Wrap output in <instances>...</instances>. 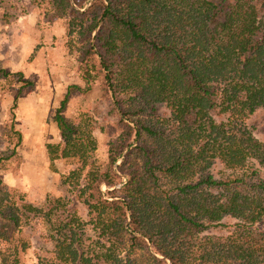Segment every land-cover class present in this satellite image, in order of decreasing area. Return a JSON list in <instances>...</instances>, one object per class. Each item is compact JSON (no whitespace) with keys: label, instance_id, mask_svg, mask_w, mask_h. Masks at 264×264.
<instances>
[{"label":"trees","instance_id":"16d2710c","mask_svg":"<svg viewBox=\"0 0 264 264\" xmlns=\"http://www.w3.org/2000/svg\"><path fill=\"white\" fill-rule=\"evenodd\" d=\"M29 4L78 34L85 87H67L47 145L71 167L70 200L32 201L0 176V237L14 251L1 264H25L46 225L53 249L35 264H264V0ZM95 80L102 120L68 119L71 96ZM227 219V235H201Z\"/></svg>","mask_w":264,"mask_h":264},{"label":"rangeland","instance_id":"374dc122","mask_svg":"<svg viewBox=\"0 0 264 264\" xmlns=\"http://www.w3.org/2000/svg\"><path fill=\"white\" fill-rule=\"evenodd\" d=\"M10 4L16 9L8 17L0 8V158L7 157L0 165V176L32 201L51 195L70 200V185L65 180L71 167L63 161H50L47 145L59 142L54 115L67 87H85L77 68L79 36L68 34L65 19L40 21V10L29 0H11ZM2 71L21 72L24 77L4 76ZM22 79L33 85L25 86ZM102 96L103 86L95 80L92 91L71 96L64 115L76 121L82 113L95 112ZM104 112L101 105L94 115L101 121ZM37 123L41 126L34 127ZM94 136L95 156L101 159L107 135L96 129ZM224 223L227 226H211L201 235H227L234 221ZM43 227L34 230V244L22 254L25 264H35L39 254L53 249L47 225ZM13 257V248L0 237V264Z\"/></svg>","mask_w":264,"mask_h":264},{"label":"crops","instance_id":"0c3cea01","mask_svg":"<svg viewBox=\"0 0 264 264\" xmlns=\"http://www.w3.org/2000/svg\"><path fill=\"white\" fill-rule=\"evenodd\" d=\"M34 127H36V126H41V123H37V124H35V125H33ZM5 181V180H4ZM9 186H11V187H14V186H12V185H10V183H8L7 181H5Z\"/></svg>","mask_w":264,"mask_h":264}]
</instances>
